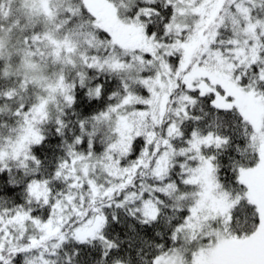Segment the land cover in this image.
Instances as JSON below:
<instances>
[{"label": "snow or ice", "instance_id": "snow-or-ice-1", "mask_svg": "<svg viewBox=\"0 0 264 264\" xmlns=\"http://www.w3.org/2000/svg\"><path fill=\"white\" fill-rule=\"evenodd\" d=\"M0 264H264V0H0Z\"/></svg>", "mask_w": 264, "mask_h": 264}]
</instances>
